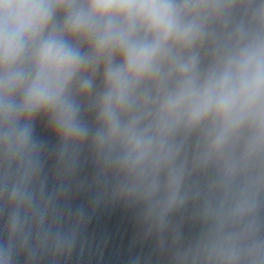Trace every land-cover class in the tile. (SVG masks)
<instances>
[{
    "label": "clouds",
    "instance_id": "obj_1",
    "mask_svg": "<svg viewBox=\"0 0 264 264\" xmlns=\"http://www.w3.org/2000/svg\"><path fill=\"white\" fill-rule=\"evenodd\" d=\"M216 29L222 46L201 72L198 49ZM85 100L94 126L83 119ZM38 117L60 161L88 140L115 156L119 192L161 224L183 177L177 132L207 128L205 163L239 148L224 168L231 201L176 260L264 264V0H0V264H14L29 226L39 234L48 213Z\"/></svg>",
    "mask_w": 264,
    "mask_h": 264
}]
</instances>
